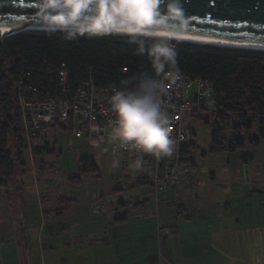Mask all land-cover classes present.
Wrapping results in <instances>:
<instances>
[{
	"label": "trees",
	"instance_id": "obj_1",
	"mask_svg": "<svg viewBox=\"0 0 264 264\" xmlns=\"http://www.w3.org/2000/svg\"><path fill=\"white\" fill-rule=\"evenodd\" d=\"M67 30L26 29L0 35V187L18 172L25 171L17 106L20 88L32 84L53 92L54 70L61 62L68 64L72 89L76 82L88 78L98 87H119L122 80L149 65L146 55L135 54L137 40L127 35L85 34L66 39ZM143 39L146 46L152 42L151 38ZM168 41L176 52L181 72L212 80L214 94H223L217 105L224 113L231 112L238 117V124L231 132L250 129L255 122L264 137V50ZM56 127L67 131L65 127ZM192 136L194 140L195 134ZM226 139L225 143H218L211 138L210 148L234 150L242 146L240 138L226 136ZM8 142H12V149ZM195 148L192 141L183 157L192 169H195L192 158ZM97 171L91 158L78 161V172L96 175ZM67 180L80 183L78 174L68 176Z\"/></svg>",
	"mask_w": 264,
	"mask_h": 264
},
{
	"label": "rangeland",
	"instance_id": "obj_2",
	"mask_svg": "<svg viewBox=\"0 0 264 264\" xmlns=\"http://www.w3.org/2000/svg\"><path fill=\"white\" fill-rule=\"evenodd\" d=\"M206 119V112L184 119L195 134L193 142L196 148L192 154L196 169L194 174L204 180V182L200 181L198 186L199 197L204 200V205L207 208L226 195H231L233 200L238 201V210L236 208L238 212L224 214L227 218V226L236 227L238 225V237L243 241V247L238 248V264H264V240L261 239L264 236V137L260 134L257 124L253 122L250 129L230 131L227 134L228 139L240 138L242 146L236 147L234 150L226 148L212 150ZM43 137L34 142V155H36L34 159H43L55 164L58 170L54 173L55 175L41 173L40 179L54 178L59 181L61 186L59 193L76 196V215H73V222H70L72 218H69V215L62 223L59 221L52 223L50 219H47L44 230L40 234L37 229L40 223V212L37 208L38 205L33 204V216L29 221L31 227L28 226V231H30L29 240L35 264H75L70 259L75 250L68 248L67 243H64L66 234L63 233V227H72L76 230L92 228L95 220L120 213V211L115 212V206L119 199L131 202L135 198L148 196L150 200L144 204L146 213L154 208L156 202H154L155 193L152 187L147 183L137 184L129 180L132 176H149L154 171L153 163L144 165L141 171L135 172L131 168L134 159L119 154V163L114 166L116 157L112 155L110 148L108 152L104 151L107 142L100 143L99 147L92 146L85 137H72L67 131L57 127L45 132ZM8 145L12 149V142H8ZM43 147H47L49 151L40 154L39 149ZM23 155L25 171L18 172L17 177L23 182V192L30 195L32 193L30 186L32 184L34 188V182L32 174L27 171V169L31 170L30 159L24 147ZM84 158L94 160L98 169L96 175L78 172V161ZM162 163L161 158L159 165ZM158 170L161 171L160 166ZM75 174L80 177L79 184L67 180L68 176ZM119 177H126V180L118 187ZM11 180L4 181V185L0 187L1 194L15 192L16 186ZM222 187L226 192L222 191ZM165 192L167 191L156 194L159 202L161 195ZM43 194L52 201L57 200L55 195L50 197L45 191ZM43 194L42 198H44ZM99 202H105L107 209L102 213L95 214L90 210V206ZM127 209L130 210L133 207L128 206ZM64 217L65 215L62 218ZM216 225L213 223L214 227ZM50 229L51 237L46 239L45 235ZM39 239L43 241L40 246L38 245ZM77 239L82 240V238ZM239 258L244 261H240ZM67 259H69L68 262Z\"/></svg>",
	"mask_w": 264,
	"mask_h": 264
},
{
	"label": "crops",
	"instance_id": "obj_3",
	"mask_svg": "<svg viewBox=\"0 0 264 264\" xmlns=\"http://www.w3.org/2000/svg\"><path fill=\"white\" fill-rule=\"evenodd\" d=\"M195 170L192 169L195 181L191 186L174 184L167 188L148 213L144 206L150 200L148 196L138 198L141 201L130 206V210L127 202L119 199L115 206V212L120 211L118 215L95 220L94 227L85 230L63 227L64 243L75 250L70 259L75 264H238V248L243 247V241L238 237V225L227 226L224 216L238 212V201L226 195L207 208L198 188L204 180L194 174ZM11 182L16 186L15 192L0 193V264H35L28 231L33 204L38 205L40 212L37 229L41 234L47 219L62 223L69 215L73 222L76 196L62 193L52 201L43 194L40 202L32 184L28 195L17 176ZM222 191L226 192L223 187ZM178 207L190 212L177 218ZM49 237L51 229L45 235L46 239ZM39 243L40 246L43 241L39 239Z\"/></svg>",
	"mask_w": 264,
	"mask_h": 264
},
{
	"label": "built area",
	"instance_id": "obj_4",
	"mask_svg": "<svg viewBox=\"0 0 264 264\" xmlns=\"http://www.w3.org/2000/svg\"><path fill=\"white\" fill-rule=\"evenodd\" d=\"M181 72V71H180ZM55 90L53 92L29 84L20 88L17 95V106L23 134V147L27 150L30 159V172L33 176L34 188L38 200L42 201V194L47 192L59 198L61 186L54 178L40 179L41 173H55L58 168L55 164L43 159H34V142L44 138L45 132L56 126L65 127L67 132L75 138L85 137L90 145L95 146L107 142V132L110 130L114 114L110 110L109 97L112 87H98L91 78L78 81L73 89L68 81V64L61 62L54 70ZM214 82L197 75L181 72L179 79L174 82L164 80L161 100L164 109L170 117V128L173 139L176 141L175 150L171 157L162 158L163 163L150 154H143L144 165L153 163L154 171L149 176H132V183H147L156 194L174 184L189 187L194 183L192 166L184 161V152L193 141V131L185 117H193L196 113L206 112L210 139L218 143H225L228 132L238 124V117L231 112H223L217 105L223 94L215 95ZM40 154L47 153V147L39 149ZM111 152V149H110ZM112 153V152H111ZM123 157L135 159L137 153L131 150H122ZM161 167V171L158 167ZM126 177H119L117 186L123 183ZM141 199L135 198L127 202V206L139 203ZM105 202L95 203L90 210L95 213L106 211ZM188 209L178 207L176 217L187 216Z\"/></svg>",
	"mask_w": 264,
	"mask_h": 264
},
{
	"label": "clouds",
	"instance_id": "obj_5",
	"mask_svg": "<svg viewBox=\"0 0 264 264\" xmlns=\"http://www.w3.org/2000/svg\"><path fill=\"white\" fill-rule=\"evenodd\" d=\"M35 7L46 29H68L66 39L118 33L137 40L135 54L146 55L149 65L113 86L108 102L114 120L104 151L111 149L114 166L122 150L136 152L131 165L135 172L143 169V154L157 160L171 157L176 141L161 94L164 80L174 82L181 76L168 41L185 23L179 0H36ZM143 38L152 42L146 46Z\"/></svg>",
	"mask_w": 264,
	"mask_h": 264
},
{
	"label": "water",
	"instance_id": "obj_6",
	"mask_svg": "<svg viewBox=\"0 0 264 264\" xmlns=\"http://www.w3.org/2000/svg\"><path fill=\"white\" fill-rule=\"evenodd\" d=\"M179 5L185 21L179 33L264 44V0H179ZM35 6L36 0H0V26L10 29L0 35L14 29H46L35 16Z\"/></svg>",
	"mask_w": 264,
	"mask_h": 264
},
{
	"label": "bare ground",
	"instance_id": "obj_7",
	"mask_svg": "<svg viewBox=\"0 0 264 264\" xmlns=\"http://www.w3.org/2000/svg\"><path fill=\"white\" fill-rule=\"evenodd\" d=\"M27 28V27H26ZM28 28H37V27H30ZM9 29L7 26H0V34L6 33ZM12 33L17 32L16 29L11 31ZM170 41H188L193 43H200V44H212V45H220V46H227V47H235V48H250V49H259L264 50V44L261 43H254V42H244L238 40H224V39H215L203 36H193L184 33H177L174 36L168 38Z\"/></svg>",
	"mask_w": 264,
	"mask_h": 264
},
{
	"label": "snow or ice",
	"instance_id": "obj_8",
	"mask_svg": "<svg viewBox=\"0 0 264 264\" xmlns=\"http://www.w3.org/2000/svg\"><path fill=\"white\" fill-rule=\"evenodd\" d=\"M20 3H23V0H20ZM213 22H215V21H213Z\"/></svg>",
	"mask_w": 264,
	"mask_h": 264
}]
</instances>
